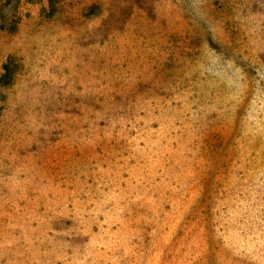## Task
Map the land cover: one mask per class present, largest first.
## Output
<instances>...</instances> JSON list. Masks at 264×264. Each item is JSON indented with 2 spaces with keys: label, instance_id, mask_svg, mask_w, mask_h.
Instances as JSON below:
<instances>
[{
  "label": "rangeland",
  "instance_id": "rangeland-1",
  "mask_svg": "<svg viewBox=\"0 0 264 264\" xmlns=\"http://www.w3.org/2000/svg\"><path fill=\"white\" fill-rule=\"evenodd\" d=\"M0 264H264V0H0Z\"/></svg>",
  "mask_w": 264,
  "mask_h": 264
},
{
  "label": "trees",
  "instance_id": "trees-1",
  "mask_svg": "<svg viewBox=\"0 0 264 264\" xmlns=\"http://www.w3.org/2000/svg\"><path fill=\"white\" fill-rule=\"evenodd\" d=\"M48 1V9L49 11H53L54 10V4L56 3L57 0H47Z\"/></svg>",
  "mask_w": 264,
  "mask_h": 264
}]
</instances>
